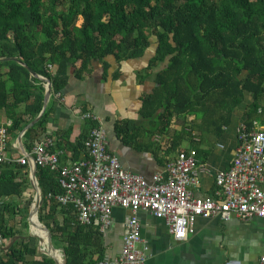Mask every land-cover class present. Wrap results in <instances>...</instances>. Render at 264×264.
Returning <instances> with one entry per match:
<instances>
[{
	"label": "trees",
	"instance_id": "trees-1",
	"mask_svg": "<svg viewBox=\"0 0 264 264\" xmlns=\"http://www.w3.org/2000/svg\"><path fill=\"white\" fill-rule=\"evenodd\" d=\"M146 53L153 55L147 69L164 65L140 111L152 130L149 137L168 134L172 120L187 116L224 125L245 94L253 100L250 117L264 97V0H0V59L21 61L50 82L54 95L62 93L70 69L80 79L98 61L106 76L109 60L135 61ZM44 92V81L30 77L26 68L0 62V110L11 121L8 135L16 138L39 115ZM19 106L21 114L15 113ZM48 116L46 107L23 135L26 152L38 133H46ZM86 123L88 131L96 126ZM130 126L118 122L114 129L122 140H132L126 134ZM80 138L71 144L61 137L55 147L62 151L65 145L78 162L87 135ZM181 139V131L173 135L169 150ZM28 170L27 164L0 165V264H54L22 237L11 244L19 232L8 222L22 213ZM35 178L42 194L38 220L64 264L104 260L98 229L80 225L72 206L46 198L63 194L57 173L36 166ZM21 223L28 226L26 219Z\"/></svg>",
	"mask_w": 264,
	"mask_h": 264
},
{
	"label": "crops",
	"instance_id": "crops-1",
	"mask_svg": "<svg viewBox=\"0 0 264 264\" xmlns=\"http://www.w3.org/2000/svg\"><path fill=\"white\" fill-rule=\"evenodd\" d=\"M152 56L151 53H146L140 62L138 59L124 63L109 60L110 68L106 76L102 64L98 61L92 62L89 72L83 74L80 79L75 77V69H70L62 93L55 95L50 93L46 104L49 108L46 133L43 135L38 133L33 138V146L48 139L54 142L55 147L61 137L71 144L79 141L80 137L88 135L91 130L88 131L86 123L90 120L83 117L90 114L99 120L108 152L118 159L122 170L150 182L153 175L164 173L167 163L172 161L178 152L194 150L199 185L190 188L192 196L215 198L217 191L215 175L231 167L240 127L250 128L255 123L264 131L262 112L264 97L257 112L250 117L253 100L249 94H245L244 102L232 111L224 125L208 126L202 124L201 119L195 122L193 117L187 116L172 120L168 134L162 137H149L152 130L149 128L148 120L140 116V111L143 99L156 86L155 74L164 68V65L158 64L155 68L147 69V63ZM78 67L77 64L76 68ZM23 109V106H19L15 113L21 114ZM5 112L0 110V127L8 124L11 126ZM118 122L131 123V131L126 130V134H130L132 140L126 136L124 141L122 134H116L114 127ZM180 131L182 139L177 147L170 151L172 137L178 135ZM17 137L8 135V158L22 156L19 149L28 154L24 149L23 137L16 145ZM62 151L59 167L67 163H76L71 149L63 145ZM79 154V161L85 159L84 150ZM29 192L33 193L31 186L23 195ZM130 216L129 211L112 209L111 228L101 234L105 250L104 260L112 259L119 254L125 222ZM136 217L140 224L142 240L137 248L143 246L148 248L145 264H226L229 261L258 264L259 257L264 251V223L259 219L246 222L235 218L227 222H221L217 218L196 219L193 233L184 241L176 242L168 235L163 220L154 219L150 214L141 211Z\"/></svg>",
	"mask_w": 264,
	"mask_h": 264
},
{
	"label": "built area",
	"instance_id": "built-area-1",
	"mask_svg": "<svg viewBox=\"0 0 264 264\" xmlns=\"http://www.w3.org/2000/svg\"><path fill=\"white\" fill-rule=\"evenodd\" d=\"M47 68L52 72L50 65ZM83 117L97 124L84 140L85 159L59 167L63 151L48 139L35 144L28 155L37 167L57 173L63 194H48L46 198L63 207L72 206L80 225L94 227L104 234L111 228L112 209L131 213L125 222L119 254L97 264H145L148 248H137L142 243L136 217L140 211L163 220L168 235L176 242L193 233L196 219L217 218L221 222L232 218L243 222L259 219L264 223V131L257 124L238 130L231 167L215 175L216 197L199 198L193 197L190 190L199 185L194 150L178 152L163 174L153 175L147 182L121 169L118 159L108 152L99 120L90 114ZM8 127L9 124L0 127V165L6 162L28 165L24 156L7 157ZM258 264H264V251Z\"/></svg>",
	"mask_w": 264,
	"mask_h": 264
},
{
	"label": "water",
	"instance_id": "water-1",
	"mask_svg": "<svg viewBox=\"0 0 264 264\" xmlns=\"http://www.w3.org/2000/svg\"><path fill=\"white\" fill-rule=\"evenodd\" d=\"M4 61H6V62L7 61H14V62L18 63L20 66L26 68L30 77L38 78V79L44 81L45 92H44V97H43L42 109H41L39 115L37 116V118L35 120H33L29 125H27L23 129V131L20 133V135L17 137V139H16V145H17L20 142L23 135L25 134V132L30 127H32L34 124H36L38 122V120L40 119V117L42 116V114L46 108V104H47V101L49 99L50 93H51V85H50L49 81L37 76L31 70H29L21 61H19L17 59H0V62H4ZM19 152L22 156H24L29 161V175H28L29 176V183H30V186H31L33 193H34L33 201L31 203L30 210H29V216L27 219V223H28L30 228H31V226H35L32 222V218L34 217L36 224H37L36 228L43 235V237H39V236L33 235L31 233L32 237H35L37 239L38 249L43 256H46V257L52 259L54 261V264H64L65 263L64 257H63L61 250L54 249V247L52 246V243H51V236H50L49 232L38 220V209L40 208V206L42 204V194H41V190L38 186L37 180L35 178L36 165L34 164L32 158L27 153H25L24 151H22L20 149H19ZM16 238L17 237H15L12 240L11 244L16 240ZM22 239H23V237H22ZM58 260H59V263H58Z\"/></svg>",
	"mask_w": 264,
	"mask_h": 264
},
{
	"label": "rangeland",
	"instance_id": "rangeland-1",
	"mask_svg": "<svg viewBox=\"0 0 264 264\" xmlns=\"http://www.w3.org/2000/svg\"><path fill=\"white\" fill-rule=\"evenodd\" d=\"M142 59H144V58H140V59H138V61L140 62V61H142ZM138 61H136V62H138ZM25 192H28V190H26ZM27 195L26 194L23 195V197L21 199L22 213L20 214V216H15L14 218L10 219L8 222V226L14 228L15 231L19 232V235H17V238L23 237L25 241H29V243L32 247H36L38 249V241L35 237H32V234L30 232L31 228L29 227V225L26 227H22V223H21L22 219H28L29 210H30L31 203L33 201L34 193L29 192V194L27 193ZM38 255H42L40 251H38ZM28 259H30V258H28Z\"/></svg>",
	"mask_w": 264,
	"mask_h": 264
},
{
	"label": "bare ground",
	"instance_id": "bare-ground-1",
	"mask_svg": "<svg viewBox=\"0 0 264 264\" xmlns=\"http://www.w3.org/2000/svg\"><path fill=\"white\" fill-rule=\"evenodd\" d=\"M32 222L35 226H31V233L33 235H36V236H39V237H43L42 233L36 228V221H35V218L33 217L32 218ZM58 263H59V260H58Z\"/></svg>",
	"mask_w": 264,
	"mask_h": 264
}]
</instances>
